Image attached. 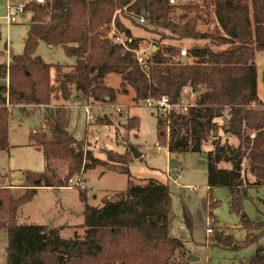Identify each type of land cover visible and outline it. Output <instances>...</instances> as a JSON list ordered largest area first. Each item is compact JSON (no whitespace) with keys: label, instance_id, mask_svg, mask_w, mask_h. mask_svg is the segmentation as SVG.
Masks as SVG:
<instances>
[{"label":"trees","instance_id":"16d2710c","mask_svg":"<svg viewBox=\"0 0 264 264\" xmlns=\"http://www.w3.org/2000/svg\"><path fill=\"white\" fill-rule=\"evenodd\" d=\"M26 11L33 16L24 52L13 56L9 65H0V79L9 78L8 87L0 86V152L10 148L13 107H44V125L50 134L31 136L32 145L43 153L46 170L25 172L22 195L15 196L12 189L4 186L6 177L0 174V228L8 235L7 264H185L174 262L177 252H184L186 246L171 235L169 185L156 179L134 181L129 152L108 151L106 160L95 157L84 141L68 131L66 108L49 112L50 105L59 95L65 101L79 97L81 101L104 102L109 98L114 102L116 92L106 85L110 75L120 77L121 93L128 94L132 89L135 102L168 96L176 103L181 100L183 88L193 87L200 93L197 106L187 115H170L166 144L164 122L159 120L160 145L167 146L170 153H206L208 189H228L232 209L241 213L242 198L248 189L244 160L249 149L250 173L256 179L251 185L264 189V103L258 95L255 63L256 55L264 51V0H202V4L188 5H171L169 0H46L45 4L27 5ZM142 16L145 25L162 40L189 39L208 44L188 49L184 63L175 61L180 56V46L160 43L146 66H141L135 53L138 41L128 42L130 50H126L114 44L108 33L114 24L128 39L132 38L123 19L139 21ZM200 23L213 28L202 32L198 29ZM42 43L50 48L64 47L67 55L77 59L69 72L61 73L57 66V85L52 83L50 65L37 55ZM128 125V130L139 129L136 117L129 118ZM249 130L257 134L252 147L247 137ZM222 134L236 137L243 144L229 146L223 143ZM209 138L212 149L206 152ZM246 142L250 145L247 151ZM56 162L66 167L63 177L53 167ZM223 163L232 168H221ZM97 167L126 175L128 186L117 200L104 201L101 208L90 206L86 193H80L85 203V221L79 226L85 229L83 237L75 235L66 240L61 237L62 228L18 224L19 209L33 201L39 189L69 188L75 176ZM207 201L208 208L216 205L211 196ZM184 218L192 231L187 208ZM242 220L249 231L243 245L264 235V224L251 222L246 216ZM253 227L263 230L254 236ZM217 241L221 245L234 244L232 237ZM234 246L241 247L239 243ZM248 264H264V247Z\"/></svg>","mask_w":264,"mask_h":264},{"label":"rangeland","instance_id":"374dc122","mask_svg":"<svg viewBox=\"0 0 264 264\" xmlns=\"http://www.w3.org/2000/svg\"><path fill=\"white\" fill-rule=\"evenodd\" d=\"M177 4H202V0H176ZM7 0H0V53L1 56L22 55L25 48L30 20L25 17L21 24H8L5 17ZM125 26L131 29L132 38L138 41V51H143L148 58L157 51L160 43H170L174 40H162L155 30L148 25H141L137 20H124ZM213 26L200 23L198 29L207 31ZM163 32V31H162ZM194 40L176 41L175 44L182 49L188 50L194 47ZM37 55L43 61L52 65V83L57 85V66L61 67V73L69 72L75 65L76 58L70 57L64 47L50 48L46 44H40ZM6 63V62H5ZM256 66L258 70V94L264 102V51L256 55ZM2 63H0L1 65ZM4 64V63H3ZM65 68V69H64ZM0 79V86H9V80ZM106 85L116 92V100L110 102L106 98L104 102L92 100L81 101L79 97L70 101L63 100L60 95L52 100L49 112H55L60 107H65L69 112L68 131L79 141H84L95 157L107 159V152L113 151L119 154L129 152V169L134 181L146 179L159 180L170 187L172 195L171 235L185 243L186 250L177 252L174 257L175 263L185 264H248V261L257 253L260 247H264V235L255 242L243 245L248 237L249 231L243 225L242 216L254 223L264 224V189L251 185L255 178L250 173L249 143H244L247 151L244 160V178L248 189L242 198V212L238 213L232 209L231 195L228 189L223 187L207 188V157L206 153H170L167 146H162L158 153L159 140L158 122L160 120L152 109L146 107L144 101L135 102V93H121V79L117 75H110L106 79ZM81 98V97H80ZM9 106V105H8ZM92 106L91 117L87 118L85 108ZM121 109V112L118 111ZM25 109V110H24ZM13 107L9 121V144L10 148L0 152V173L8 174L5 182L15 185L26 184L25 171L42 173L45 171V159L43 153L33 145L28 146L29 139L34 135L44 132L50 134L49 129L44 127L46 113L38 107ZM136 117L139 123L138 130H128V119ZM97 120L102 121V123ZM164 122V121H163ZM130 124V123H129ZM222 124V121H220ZM165 137L163 141L169 142V125L164 122L162 126ZM223 143L238 147L242 141L230 135H223ZM162 142V144L164 143ZM243 144V143H242ZM251 147L253 143L251 142ZM132 149L141 153V157L135 159ZM212 149V138L207 139L204 150ZM131 151V152H130ZM175 163L183 170L182 177L177 184L172 181L176 170L171 168ZM53 167L62 177L67 174L63 162H56ZM231 169L230 164L223 163L220 166ZM104 173V174H102ZM86 180V181H85ZM83 182L86 188L83 190L77 184ZM146 183V182H145ZM128 186V177L107 171L103 167H97L74 177L70 187L55 191L51 188L38 190L33 201L25 204L19 209L17 222L19 225H38L49 228L62 227L61 237L71 240L78 235L84 236L85 229L80 228L85 221V203L80 199V193L84 192L87 198H91L92 207L101 208L104 201L117 200L120 194L125 192ZM187 187H196L195 192L185 190ZM12 189V188H10ZM12 192L20 196L24 190ZM89 195V197H88ZM208 196L216 202L212 208H208ZM214 201H212L214 203ZM90 205V206H91ZM188 209L192 217L193 229L189 230L185 223L184 210ZM211 230L212 232L208 233ZM263 230V229H262ZM261 228L253 227L252 234L258 236ZM232 237V246L218 244V239ZM239 243L241 247L235 248ZM7 232L0 228V264H7ZM185 253V254H184Z\"/></svg>","mask_w":264,"mask_h":264},{"label":"built area","instance_id":"2783aa9c","mask_svg":"<svg viewBox=\"0 0 264 264\" xmlns=\"http://www.w3.org/2000/svg\"><path fill=\"white\" fill-rule=\"evenodd\" d=\"M171 5H176L177 2L176 0H169ZM31 3H38V4H45L46 0H7L6 3V11L7 15L5 17L6 21L8 24L16 23V24H21L23 22V19L27 17L30 21L33 16V13L31 11H26L27 5ZM141 25H145L146 21L145 18L142 16L139 21ZM108 38L113 41L114 44L116 45H121L123 46L126 50H130L127 46L128 42H132L131 38H127L125 34L120 32L116 26L113 24L110 32L108 33ZM187 52L188 50L182 49L180 52V56L175 58V61H184L185 58H187ZM138 63L141 66H146L147 63V55L144 53H140L135 51ZM199 92L195 90L191 86H187L183 88L181 92V100L179 102H172L171 99L168 96H160V97H149L144 100V104L146 107L152 109L155 111L157 114V117L160 118V120H163L167 124L169 122L167 121L170 115L175 114V115H187L191 109L195 108L197 106V101L199 98ZM87 118L89 120L92 119L91 117V106H87L85 108ZM119 112H121V109H118ZM44 127H46L44 125ZM38 131H33V134H37ZM247 137L251 142H254L257 134L255 130H249L247 132ZM161 145L157 146V151L158 153L161 151ZM176 175H174V179L172 181L177 184L178 180L182 177L183 175V170L180 168H177L176 170ZM73 181V180H72ZM71 181V182H72ZM80 186L81 189H85L86 186L83 182H80L77 184ZM185 190L189 192H195L197 190L196 187H187ZM212 232L211 230L208 231V233Z\"/></svg>","mask_w":264,"mask_h":264},{"label":"crops","instance_id":"0c3cea01","mask_svg":"<svg viewBox=\"0 0 264 264\" xmlns=\"http://www.w3.org/2000/svg\"><path fill=\"white\" fill-rule=\"evenodd\" d=\"M128 29H130L129 28V26H126ZM131 30V29H130ZM132 33V32H131ZM131 40H134L133 38H131ZM175 42L176 41H173V42H170V43H167V44H171V45H175V46H177L176 44H175ZM178 42V41H177ZM165 43V42H164ZM166 44V43H165ZM206 44H208V41H197V42H195L194 43V47L193 48H197V47H202V46H205ZM190 49V48H189ZM138 52H140V53H142L143 51H138ZM2 53V52H1ZM1 53H0V63H4V64H7V65H9L10 63H11V59H12V57L11 56H1ZM76 58V57H75ZM184 60H186V59H184ZM6 62V63H5ZM76 63H77V59H76ZM76 63H75V65L74 66H72L71 68H70V70H72L75 66H76ZM1 64V65H2ZM50 67H51V69H53L54 67L52 66V65H50ZM65 69V68H64ZM69 70V71H70ZM6 80V79H5ZM9 80V78L7 79V81ZM259 95V94H258ZM259 99H260V97H259ZM260 101H262L261 99H260ZM263 102V101H262ZM264 103V102H263ZM29 106H33V107H38V108H40V109H44V111H45V108L44 107H41V106H35V105H23V106H16V107H20L21 109H24L25 107H29ZM52 107V105H50V108ZM118 109H120V108H118ZM25 110V109H24ZM91 110H92V106H91ZM46 113V112H45ZM10 121V120H9ZM45 121H46V119H45ZM29 144H28V146H31L32 145V142L30 141V139H29ZM1 153H3V152H1ZM175 163H171V168H173V165H174ZM177 165V164H176ZM178 166V165H177ZM179 168V167H178ZM174 170H175V168H173ZM45 170H46V163H45ZM26 172V171H25ZM31 172V171H30ZM36 173V172H35ZM43 173V172H42ZM1 174V173H0ZM102 174H104V173H102ZM1 175H3V173L1 174ZM3 176H5V177H9V175L8 174H5V175H3ZM86 181V180H85ZM3 185L4 186H6V187H9V188H12L14 191H19V190H24V188H25V185L26 184H23V185H20V186H18V185H15V184H13V183H9V184H7L5 181L3 182ZM86 186H87V182H86ZM208 188V187H207ZM126 191V190H125ZM88 197H89V195H88ZM91 198L89 197L88 198V204L89 205H91ZM92 206V205H91ZM94 207V206H93ZM38 226V225H37ZM44 226H46V225H44ZM52 227H54V228H62V227H56V226H52Z\"/></svg>","mask_w":264,"mask_h":264},{"label":"water","instance_id":"95a60500","mask_svg":"<svg viewBox=\"0 0 264 264\" xmlns=\"http://www.w3.org/2000/svg\"><path fill=\"white\" fill-rule=\"evenodd\" d=\"M183 62L186 63L187 60H184ZM132 153H133L135 159H138V158L141 157V153L138 150H136V149H132ZM173 168L177 169L178 166L176 164H174Z\"/></svg>","mask_w":264,"mask_h":264}]
</instances>
